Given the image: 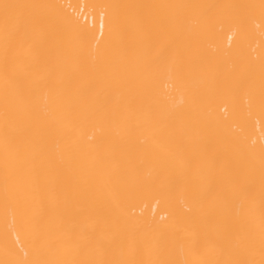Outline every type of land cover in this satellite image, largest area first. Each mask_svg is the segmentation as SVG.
<instances>
[{
    "label": "bare ground",
    "instance_id": "1",
    "mask_svg": "<svg viewBox=\"0 0 264 264\" xmlns=\"http://www.w3.org/2000/svg\"><path fill=\"white\" fill-rule=\"evenodd\" d=\"M0 264H264V0H0Z\"/></svg>",
    "mask_w": 264,
    "mask_h": 264
}]
</instances>
